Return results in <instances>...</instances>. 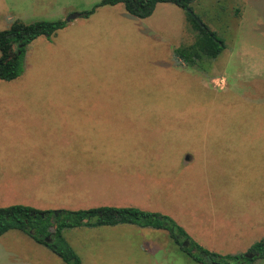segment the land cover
Returning a JSON list of instances; mask_svg holds the SVG:
<instances>
[{
	"label": "rangeland",
	"instance_id": "1",
	"mask_svg": "<svg viewBox=\"0 0 264 264\" xmlns=\"http://www.w3.org/2000/svg\"><path fill=\"white\" fill-rule=\"evenodd\" d=\"M99 1L0 0V30L66 21ZM257 1L192 3L225 43L203 73L173 60L194 36L168 3L143 20L101 7L32 41L19 77L0 80V208L132 207L169 217L211 253L247 257L264 229L231 240L239 215L264 205V75L242 50L264 33L248 18L261 13ZM81 227L62 232L71 248L98 228ZM177 250L172 264H193Z\"/></svg>",
	"mask_w": 264,
	"mask_h": 264
},
{
	"label": "trees",
	"instance_id": "2",
	"mask_svg": "<svg viewBox=\"0 0 264 264\" xmlns=\"http://www.w3.org/2000/svg\"><path fill=\"white\" fill-rule=\"evenodd\" d=\"M195 0H100L90 9L79 13V17L89 18L98 8L122 5L124 10L137 19L149 18L158 4L168 3L181 9L193 33V42L173 49L172 58L176 65L198 72H206L211 63L225 49L224 41L194 14L191 7ZM65 20H40L31 23L16 21L5 30H0V80L10 82L22 72L26 47L39 37L50 38L67 26ZM134 225L141 228L163 229L180 250L194 262L205 264L203 256L220 264H251L257 257L263 258L264 237L253 245L247 253L255 251L257 256L248 259L242 254L221 256L211 253L195 242L169 217L142 211L137 208L97 207L68 210H38L24 205L0 208V236L10 230L26 234L36 243L46 247L65 264H82L79 256L65 241L64 229L75 227H102ZM184 241L189 247H184ZM196 253H192V250Z\"/></svg>",
	"mask_w": 264,
	"mask_h": 264
},
{
	"label": "crops",
	"instance_id": "3",
	"mask_svg": "<svg viewBox=\"0 0 264 264\" xmlns=\"http://www.w3.org/2000/svg\"><path fill=\"white\" fill-rule=\"evenodd\" d=\"M254 1L256 0H250V3ZM258 3H262L261 13L253 14L252 17L248 15V18L252 20L253 25L260 23L264 25V0H259ZM247 6L250 8L249 5ZM236 14L244 17L241 10H236ZM74 21L69 22L68 25ZM248 21L247 19L244 20L246 24H249ZM260 36L253 41L244 40L242 43L244 45L242 50L250 61V70L254 75H264V33ZM190 160L191 156H186L183 162L189 163ZM74 178L79 180L80 174H76ZM84 178L85 176L81 177V179ZM70 179V176H67L68 182ZM34 180L32 179L28 183L34 185ZM76 186L77 183H75ZM95 192L103 197L109 195L106 192L96 190ZM258 211L259 213H255L251 208V212L248 213L247 210V213L244 212L239 215L238 230L233 238L235 240L232 241V239L231 242L240 241L242 232L245 230L250 234L259 228L264 229V205L260 206ZM246 226L247 228H245ZM95 229L97 232H93L91 238L79 239V243L74 245L78 256L83 258L81 260L83 264H172L173 252L178 251V246L174 244L167 231L163 229L141 228L134 225L102 226L92 230ZM72 248L75 251L74 247ZM182 253L190 258L186 253ZM0 264L65 263L49 249L36 243L23 232L10 230L0 236ZM193 264L198 263L193 261Z\"/></svg>",
	"mask_w": 264,
	"mask_h": 264
},
{
	"label": "water",
	"instance_id": "4",
	"mask_svg": "<svg viewBox=\"0 0 264 264\" xmlns=\"http://www.w3.org/2000/svg\"><path fill=\"white\" fill-rule=\"evenodd\" d=\"M79 17V14H73L71 15L69 18L66 19V22L69 23L71 22L72 20H75ZM184 247H189V243L187 241H184L183 244H182ZM192 253H196V251L193 249L192 250ZM263 254H264V251H263ZM258 253L257 252H251L250 254L247 255V258L248 259H252L253 256H257ZM203 261L205 264H220L218 262H216L215 260L213 259H210L209 257H206V256H203Z\"/></svg>",
	"mask_w": 264,
	"mask_h": 264
},
{
	"label": "flooded vegetation",
	"instance_id": "5",
	"mask_svg": "<svg viewBox=\"0 0 264 264\" xmlns=\"http://www.w3.org/2000/svg\"><path fill=\"white\" fill-rule=\"evenodd\" d=\"M254 252V251H253Z\"/></svg>",
	"mask_w": 264,
	"mask_h": 264
}]
</instances>
